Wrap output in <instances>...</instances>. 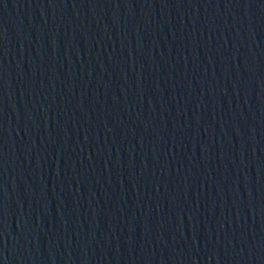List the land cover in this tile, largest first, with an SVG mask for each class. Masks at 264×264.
Listing matches in <instances>:
<instances>
[{
	"label": "water",
	"instance_id": "obj_1",
	"mask_svg": "<svg viewBox=\"0 0 264 264\" xmlns=\"http://www.w3.org/2000/svg\"><path fill=\"white\" fill-rule=\"evenodd\" d=\"M0 264H264V0H0Z\"/></svg>",
	"mask_w": 264,
	"mask_h": 264
}]
</instances>
